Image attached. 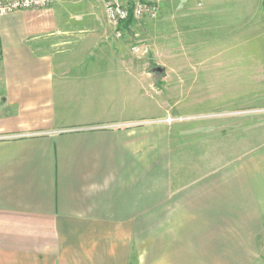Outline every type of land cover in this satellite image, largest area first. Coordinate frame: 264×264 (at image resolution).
<instances>
[{
    "label": "crops",
    "instance_id": "crops-1",
    "mask_svg": "<svg viewBox=\"0 0 264 264\" xmlns=\"http://www.w3.org/2000/svg\"><path fill=\"white\" fill-rule=\"evenodd\" d=\"M60 1L0 20V264H264V143L194 164L215 138Z\"/></svg>",
    "mask_w": 264,
    "mask_h": 264
},
{
    "label": "rangeland",
    "instance_id": "rangeland-1",
    "mask_svg": "<svg viewBox=\"0 0 264 264\" xmlns=\"http://www.w3.org/2000/svg\"><path fill=\"white\" fill-rule=\"evenodd\" d=\"M131 1L156 3L158 16L133 18L117 28L100 0L60 4L68 15L85 11L96 15V43L127 45L123 58L145 62L146 108L157 110L160 101L169 121L183 117L195 131L203 129L215 138L210 142L216 146L206 151L193 145L194 164L207 157L211 168L263 144L264 0ZM158 67L164 70L159 72ZM157 96L160 100L150 98Z\"/></svg>",
    "mask_w": 264,
    "mask_h": 264
},
{
    "label": "built area",
    "instance_id": "built-area-1",
    "mask_svg": "<svg viewBox=\"0 0 264 264\" xmlns=\"http://www.w3.org/2000/svg\"><path fill=\"white\" fill-rule=\"evenodd\" d=\"M59 0H0V20L3 16L19 11V10H31L42 9L51 7ZM103 4L109 21L117 28L126 22L132 14L134 18H156L159 13V7L154 2L136 1L128 5V0H100ZM199 3L202 0H198ZM122 33L119 32L120 36ZM138 51V49H134Z\"/></svg>",
    "mask_w": 264,
    "mask_h": 264
},
{
    "label": "trees",
    "instance_id": "trees-1",
    "mask_svg": "<svg viewBox=\"0 0 264 264\" xmlns=\"http://www.w3.org/2000/svg\"><path fill=\"white\" fill-rule=\"evenodd\" d=\"M132 3H133V2L130 0V1L128 2V5L131 6ZM133 18H134V17H133V15L131 14L130 17H129V19L126 21V23H129V21H130L131 19H133Z\"/></svg>",
    "mask_w": 264,
    "mask_h": 264
},
{
    "label": "water",
    "instance_id": "water-1",
    "mask_svg": "<svg viewBox=\"0 0 264 264\" xmlns=\"http://www.w3.org/2000/svg\"><path fill=\"white\" fill-rule=\"evenodd\" d=\"M156 70L160 72V71H163L164 68L163 67H158V68H156Z\"/></svg>",
    "mask_w": 264,
    "mask_h": 264
}]
</instances>
